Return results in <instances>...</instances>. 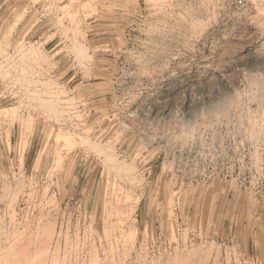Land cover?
I'll use <instances>...</instances> for the list:
<instances>
[{
	"label": "rangeland",
	"instance_id": "374dc122",
	"mask_svg": "<svg viewBox=\"0 0 264 264\" xmlns=\"http://www.w3.org/2000/svg\"><path fill=\"white\" fill-rule=\"evenodd\" d=\"M245 3L0 0V264H264Z\"/></svg>",
	"mask_w": 264,
	"mask_h": 264
},
{
	"label": "bare ground",
	"instance_id": "6f19581e",
	"mask_svg": "<svg viewBox=\"0 0 264 264\" xmlns=\"http://www.w3.org/2000/svg\"><path fill=\"white\" fill-rule=\"evenodd\" d=\"M253 82V81H252ZM257 82V81H256ZM254 83V82H253ZM260 83V82H259ZM257 84V83H256ZM255 83H254V85H256ZM262 84V83H261ZM261 84H260V86H261ZM252 87H253V84L251 85ZM256 86H258V85H256ZM255 86V87H256ZM258 88V87H257ZM264 88V87H263ZM259 89H260V87H259ZM258 89V90H259ZM252 89H250V92H253V91H251ZM258 90H255V91H258ZM263 90V89H262ZM249 92V91H248ZM247 92V93H248ZM246 93V94H247ZM263 93H264V91H263ZM245 94V93H244ZM249 94V93H248ZM254 94V93H253ZM257 94V93H256ZM256 94H254V95H256ZM259 94V93H258ZM261 94V93H260ZM250 95V94H249ZM252 95V94H251ZM253 95V96H254ZM243 96H245V95H243ZM259 96V95H258ZM264 96V95H263ZM248 97V96H247ZM257 97V96H256ZM249 98H250V96H249ZM245 99V98H244ZM261 99V98H260ZM255 100H257V99H255ZM259 100V99H258ZM229 101V100H228ZM246 101H247V99H246ZM264 101V100H263ZM236 102H238V101H236ZM247 102H249V101H247ZM239 103V102H238ZM263 103V102H262ZM243 104H245V102L243 103ZM247 105V104H246ZM260 105H262V104H260ZM259 105V106H260ZM235 106V105H234ZM241 106V105H240ZM223 107V106H222ZM228 107V106H227ZM230 107V106H229ZM235 107H237V106H235ZM243 107V106H242ZM246 107V106H245ZM248 107H251V106H249V104H248ZM261 107V106H260ZM224 108H225V106H224ZM264 108V107H263ZM216 109V108H215ZM222 109V108H221ZM250 109V108H249ZM249 109H247V111L249 110ZM226 110V109H225ZM240 110V109H239ZM257 110V109H256ZM264 110V109H263ZM216 111V110H215ZM224 111V110H223ZM243 111H244V109H243ZM252 111V110H251ZM220 112V111H219ZM259 112V111H258ZM225 113V112H224ZM249 113V112H248ZM262 113H264V112H262ZM262 113H260V114H262ZM246 114V113H245ZM250 114V113H249ZM255 114V113H254ZM258 114V113H257ZM243 115V114H242ZM256 115V114H255ZM229 116V115H228ZM240 116V115H239ZM246 116H247V114H246ZM249 116V115H248ZM259 116H261V115H259ZM264 116V115H263ZM242 117V116H241ZM240 118V117H239ZM243 118H245V117H243ZM252 118V117H251ZM255 118V117H254ZM259 118H261V117H259ZM218 119V118H217ZM240 119H242V118H240ZM249 119V118H248ZM258 119V118H257ZM263 119H264V117H263ZM231 120V119H230ZM247 120V119H246ZM251 120H253V119H251ZM256 120V119H255ZM218 121V120H217ZM216 121V122H217ZM232 121V120H231ZM239 121V120H238ZM241 121V120H240ZM243 121V120H242ZM262 121V120H261ZM243 122H245L246 123V121H245V119H244V121ZM251 122V121H250ZM190 123H192V122H190ZM231 123V122H230ZM241 122H239V124H240ZM245 123H243V124H245ZM227 124V123H226ZM254 124V123H253ZM253 124H252V126H250V127H253ZM259 124V123H258ZM188 125V124H187ZM238 125V124H237ZM242 125V124H241ZM247 125V124H246ZM255 125H257L256 124V121H255ZM260 125V124H259ZM248 126H249V124H248ZM247 126V127H248ZM263 126H264V122H263ZM189 127V126H188ZM188 127H187V129H188ZM231 127H233V126H231ZM243 127V126H242ZM246 127V126H245ZM257 129L258 128H263L262 126L261 127H258V126H255ZM255 127H253L252 129H255ZM234 128V127H233ZM240 128V127H239ZM249 128V127H248ZM243 129V128H242ZM251 129V130H252ZM256 129V130H257ZM214 130H216V129H214ZM220 130V129H219ZM238 130V129H237ZM244 130V129H243ZM256 130H252L253 132H255ZM263 130V129H262ZM261 129L259 130V131H262ZM240 131H241V129H240ZM250 131V130H249ZM248 131V132H249ZM264 131V130H263ZM220 132V131H219ZM235 132V131H234ZM244 132V131H243ZM187 133H189L188 131H187ZM232 133V132H231ZM241 133H242V131H241ZM259 133V132H258ZM257 133V134H258ZM263 133V132H262ZM211 134V133H210ZM186 135H188V134H186ZM219 135V134H218ZM244 135V134H243ZM248 135V134H247ZM255 135H256V133H255ZM184 136V135H183ZM192 136V135H191ZM262 136H263V134H262ZM202 137V136H201ZM207 137V136H206ZM214 137V136H213ZM212 137V138H213ZM248 137V136H247ZM253 137H254V134H253ZM253 137L251 138V139H253ZM256 138H258V139H260L261 140V138H259V137H257V136H255ZM260 137H261V134H260ZM184 138H186V136L184 137ZM240 138V137H239ZM245 139H246V137H244ZM250 138V137H249ZM201 139V138H200ZM214 139V138H213ZM231 139V138H230ZM264 140V139H263ZM185 141V140H184ZM192 141V140H191ZM218 141V140H217ZM240 141H242V139L240 140ZM249 141H251V140H249ZM258 141V140H257ZM262 141V140H261ZM193 142V141H192ZM203 142V141H202ZM254 142H256V140L254 141ZM223 143V142H222ZM241 143V142H240ZM242 143H243V141H242ZM241 143V144H242ZM253 143V142H252ZM260 143V142H259ZM213 145V144H212ZM199 146H201V145H199ZM243 146V145H242ZM258 147V146H257ZM236 148V147H235ZM213 149V148H212ZM257 149V148H256ZM216 150V149H215ZM210 152V151H209ZM208 152V153H209ZM213 152V151H212ZM206 153V152H205ZM210 154V153H209Z\"/></svg>",
	"mask_w": 264,
	"mask_h": 264
},
{
	"label": "built area",
	"instance_id": "2783aa9c",
	"mask_svg": "<svg viewBox=\"0 0 264 264\" xmlns=\"http://www.w3.org/2000/svg\"><path fill=\"white\" fill-rule=\"evenodd\" d=\"M232 3L237 6V7H243L245 8L246 7V3H245V0H232Z\"/></svg>",
	"mask_w": 264,
	"mask_h": 264
}]
</instances>
